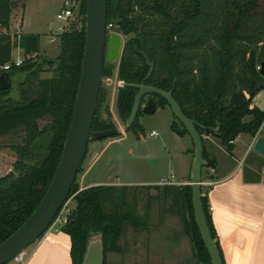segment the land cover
Listing matches in <instances>:
<instances>
[{
    "label": "trees",
    "instance_id": "16d2710c",
    "mask_svg": "<svg viewBox=\"0 0 264 264\" xmlns=\"http://www.w3.org/2000/svg\"><path fill=\"white\" fill-rule=\"evenodd\" d=\"M26 1L0 0V72L12 60L17 45L25 56L36 54L6 71L11 77L27 75L19 96L12 97L10 89L0 91V139L17 132L22 135V142L11 144L16 155L13 170L0 178V244L33 214L53 180L71 123L86 37L85 2L81 15L59 34V55L55 59L42 56L39 34L21 33L19 41L10 34L14 10H23ZM111 22L129 36L118 66V75L126 82L117 95L123 120L130 115L137 92L132 84L144 82L171 92L184 114L195 120L206 161L204 135L215 137L227 148L241 133L256 135L264 122V110L252 105L264 85L259 71L264 59V0H107V23ZM148 60L154 69L145 79ZM46 65L54 74L41 78ZM112 75V65L105 63L104 77ZM102 91L93 131L105 128L99 115ZM158 97L159 106L168 105ZM177 121L171 124L173 131L189 134ZM128 129L138 133L143 127L136 121ZM212 165L208 163V167ZM81 173L82 165L78 176ZM152 188L159 191L157 186ZM131 191L127 186L108 185L81 191L76 179L68 198L75 200L76 207L61 227L71 237L73 264H82L91 236L103 235L107 264L109 253L123 251L120 241L128 226L147 227V219L138 213L139 199ZM163 193L172 201L170 209L181 217L197 264H211L195 221L192 186H166ZM202 200L225 264L207 198Z\"/></svg>",
    "mask_w": 264,
    "mask_h": 264
},
{
    "label": "rangeland",
    "instance_id": "374dc122",
    "mask_svg": "<svg viewBox=\"0 0 264 264\" xmlns=\"http://www.w3.org/2000/svg\"><path fill=\"white\" fill-rule=\"evenodd\" d=\"M63 2L64 0H27L23 10H14L13 30L10 29V34L13 37L16 36L19 41L20 33H14V31L19 32V24L22 25V33L39 34V54L55 59L60 53L59 34L62 31V26H65L67 22L57 16L63 9ZM128 38V35H124L123 44ZM12 55L14 57H27L29 54L25 56L21 46L17 45L14 47ZM119 61L120 58L113 64L109 63L113 67V75L104 78L107 81H104L102 87L99 110L100 121L106 122L113 119L120 133L105 139L91 137L87 155L82 164L83 172L77 177L79 187L88 186L89 188V186L111 185V183H124L126 181L160 183L162 180H172L169 176L171 163L173 165L172 169L176 170L179 175V167L182 164L188 142H191L194 149L189 134L181 135L173 131L171 124L177 119L168 105L158 107L153 114L143 113L140 116L143 129L138 133L128 129L132 125L128 126L126 120H123L121 116L119 117L117 107L118 92L120 88L126 85V82L118 75ZM53 74L52 68L46 65L40 77L48 78ZM153 131L156 133L152 134ZM139 135H141L140 138ZM19 142H22V135L18 132L3 136L0 139V178L13 170L16 155L11 148V144ZM85 173L87 174L84 177ZM161 187L163 188V186ZM150 188L146 191L136 192L139 199L138 213L143 216V219L147 220L149 217L146 216L147 214L144 211L146 212L149 209L155 212L159 211L156 200L148 199L150 192L147 191ZM164 203L166 207L170 208L172 201L165 199ZM73 206H75V202L70 199L65 210L66 208L71 210ZM154 211H151L153 216L147 222V227H141L140 229L127 227L126 233L120 241L123 251L109 253L107 264H197L195 257H192L191 241L183 233V223L180 217L169 216L170 219L167 218L164 223V221L160 222L161 215L158 216ZM67 216L68 212L64 211L60 221L56 223L59 229L63 226L64 219ZM176 231L181 238L177 233L174 234ZM172 234L174 237L178 236L172 242L178 243L174 246L169 243L166 247V237L172 236ZM160 241L165 244V248L158 247L157 249L155 247ZM36 243L37 241L22 251L23 257L20 260L23 259L24 263L18 259L9 264H27ZM134 244L137 248L132 247ZM180 244L182 246L181 250L178 248ZM175 246V249L181 252L182 255H179V252L174 254V249L172 253L179 255L178 257L172 255L165 257L163 253L160 255L159 253H153L158 250H168L170 253L171 248ZM149 254H153L154 258Z\"/></svg>",
    "mask_w": 264,
    "mask_h": 264
},
{
    "label": "water",
    "instance_id": "95a60500",
    "mask_svg": "<svg viewBox=\"0 0 264 264\" xmlns=\"http://www.w3.org/2000/svg\"><path fill=\"white\" fill-rule=\"evenodd\" d=\"M85 27L86 37L79 86L60 162L47 192L33 214L15 233L0 244V264L12 262L19 253L38 241L54 225L55 219L68 202L72 187L85 159L91 137L105 139L120 133L112 120L109 122V129L104 131L92 130L100 90L105 81V60L116 62L121 56L124 41L121 33H108L107 31V0H86ZM148 64L150 70L145 79L151 75L154 69V63L148 60ZM259 71L264 77V59L260 64ZM26 79V74L12 78L8 72L2 71L0 72V91L10 89L11 96L17 97L20 93V86ZM132 85L139 90L135 95L134 104L127 119L128 126L134 124L143 97L147 94H153L167 100L173 114L185 126L191 136L194 143L191 186L195 221L210 255L211 264H223L220 251L212 238L204 212L202 170L208 166V163L204 159L203 138L196 127L195 120L184 114L171 92L144 82ZM261 89H264V85ZM253 96L254 92L251 93V97ZM157 108L155 98L150 96L144 106V111L153 114L157 111ZM253 147L264 157V135L255 140ZM104 261L103 235H93L88 240L82 264H104Z\"/></svg>",
    "mask_w": 264,
    "mask_h": 264
},
{
    "label": "crops",
    "instance_id": "0c3cea01",
    "mask_svg": "<svg viewBox=\"0 0 264 264\" xmlns=\"http://www.w3.org/2000/svg\"><path fill=\"white\" fill-rule=\"evenodd\" d=\"M18 28L19 32L14 31V33L21 34L22 25L19 24ZM11 29L13 30L12 24ZM252 105H256L264 110V91H260L254 97ZM262 127L264 129V122ZM140 137L141 135H139ZM204 138L207 163L211 162L213 165L210 167L207 166L202 170V194L207 198L211 222L216 234V241H218L221 248L224 263L264 264V157L253 147L255 136L248 133H241L233 141L231 148L221 145L219 140L211 135H204ZM193 159L194 149L191 142H188L182 164L179 167V175L176 170L172 169L173 165L171 163L169 176L172 180H162L160 183L126 181L124 183H111L108 186H127L132 189V193L142 190L146 191L150 187H159V191L154 188H150L147 191L150 192L149 197L159 196V199L157 198L156 200L159 211L155 212L149 209L148 211L150 213L148 211H144V213L150 219L153 216L151 211H154L158 216L161 215L160 222L164 221L165 223L169 216L179 215L165 206V199L170 198L167 196L164 198V187L191 186ZM86 174H84V177ZM86 188L88 186L79 187L81 191ZM71 200L75 202L74 199ZM75 207L76 202L72 209ZM57 222L59 221H55L54 225L43 238L38 240L34 245L27 264H73L71 257V237L61 228L59 229L56 224ZM176 233L178 234L177 231L174 232L175 235ZM177 237H174L173 234L172 236H167L165 241L166 247L169 243L173 244V246L176 245L178 242L172 241ZM186 237L190 240L187 235ZM179 238H181L180 235ZM157 244V246L155 245L157 249L158 247L162 249L165 246L162 241ZM132 247L137 248L135 244ZM175 248L176 246L171 248L170 253L168 250H158L153 253H159V255L163 253L165 257H169V255L177 257L182 255ZM178 248L180 250L182 249L181 244ZM173 249L174 254L179 252V255H174L172 253ZM191 250L193 252L192 246ZM149 255L154 258L153 254ZM193 255L192 257H194Z\"/></svg>",
    "mask_w": 264,
    "mask_h": 264
},
{
    "label": "built area",
    "instance_id": "2783aa9c",
    "mask_svg": "<svg viewBox=\"0 0 264 264\" xmlns=\"http://www.w3.org/2000/svg\"><path fill=\"white\" fill-rule=\"evenodd\" d=\"M85 2H86V0H64L63 9L57 15L58 18L67 21L66 22V25H67L71 20H73V19H75V18H77L78 16L81 15V13H80L81 12V8H82L83 3H85ZM65 26H62V28H61L62 31L64 30ZM118 28H119V25L116 24V23H113V22L107 23V31H108V33L120 32L118 30ZM35 56H36V54H29L27 56V58H34ZM24 59L25 58L23 56H18V57H14L13 56L11 61H9L6 64H4L3 66H1V69L3 71H8L12 67L13 64L16 65V66H20L24 62ZM152 134H155V132H152ZM261 135H264V129H263L262 126L257 131V133L255 135V140ZM66 204L63 207V209L61 210V212H60V214H59V216H58L56 221H60V217L62 216L64 211H67L68 213L70 212V210H68L67 208L65 210ZM65 221H66V218L64 219V223H65ZM21 257H23V253L22 252L19 253L14 258L13 261H17L18 259L20 260ZM20 261L22 263H24L23 259H21Z\"/></svg>",
    "mask_w": 264,
    "mask_h": 264
},
{
    "label": "flooded vegetation",
    "instance_id": "af4514ba",
    "mask_svg": "<svg viewBox=\"0 0 264 264\" xmlns=\"http://www.w3.org/2000/svg\"><path fill=\"white\" fill-rule=\"evenodd\" d=\"M119 33H121V32H119ZM122 35H123V33H121ZM125 35V34H124ZM124 35H123V38H124ZM125 44V43H124ZM124 44H123V46H124ZM123 50V49H122ZM121 54H122V52H121ZM120 58H121V56H120ZM105 63H111V64H113L114 62H109V61H107V60H105ZM105 65V64H104ZM118 66H119V63H118ZM117 70H118V68H117ZM18 76H22V75H18ZM18 76H16V78L18 77ZM12 78H14V77H12ZM105 78V77H104ZM107 80H105V82H106ZM109 81V80H108ZM104 84V83H103ZM103 87V86H102ZM137 88V87H136ZM138 88H137V92H138ZM136 92V93H137ZM136 95V94H135ZM150 96H153L154 98H155V100H156V102H157V105H158V101H159V97L158 96H156V95H153V94H147V95H145L144 97H143V99H142V102H141V106H140V110H139V113H138V116H137V118H136V120H135V122L136 121H138L141 125H142V123L140 122V116L143 114V113H146L145 111H144V106H145V104H146V102H147V100H148V98L150 97ZM135 98V97H134ZM134 104V103H133ZM169 106V105H168ZM133 107V106H132ZM158 107H161V106H159L158 105ZM170 107V106H169ZM132 110V109H131ZM131 113V112H130ZM99 115H100V110H99ZM119 117H120V114H119ZM129 117V116H128ZM101 118V117H100ZM128 119V118H127ZM177 119V118H176ZM105 120V119H104ZM113 121V119H110V120H108V121H106L105 122V128H103V129H101L100 131H104V130H107V129H109L110 128V126H109V122L110 121ZM114 122V121H113ZM126 122H127V120H126ZM134 122V123H135ZM115 123V122H114ZM117 126V125H116ZM142 127H143V125H142Z\"/></svg>",
    "mask_w": 264,
    "mask_h": 264
}]
</instances>
